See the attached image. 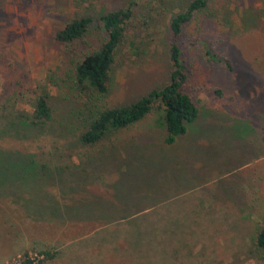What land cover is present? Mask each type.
I'll list each match as a JSON object with an SVG mask.
<instances>
[{
    "label": "rangeland",
    "instance_id": "rangeland-1",
    "mask_svg": "<svg viewBox=\"0 0 264 264\" xmlns=\"http://www.w3.org/2000/svg\"><path fill=\"white\" fill-rule=\"evenodd\" d=\"M130 1L97 103L163 85L174 41L198 114L165 144L156 100L138 122L84 145L83 103L66 72L102 41L96 17ZM190 1L0 0V264L34 254L37 264H264L254 245L264 219V0H206L173 37L169 20ZM85 13L86 36L65 51L53 33ZM41 87L51 119L29 126ZM165 219L183 224L161 242ZM147 224L158 240L127 243Z\"/></svg>",
    "mask_w": 264,
    "mask_h": 264
},
{
    "label": "trees",
    "instance_id": "trees-1",
    "mask_svg": "<svg viewBox=\"0 0 264 264\" xmlns=\"http://www.w3.org/2000/svg\"><path fill=\"white\" fill-rule=\"evenodd\" d=\"M205 3L206 0H191L184 9L170 18L168 29L173 37L180 34L183 25ZM132 5L134 2L130 1L126 7L100 13L95 20L103 32L102 41L98 46H88L81 51L77 56L80 58L72 59L67 69L66 74L71 79L72 88L83 103L79 111L82 131L78 139L84 145H93L107 135L138 122L150 111L156 100L162 106L166 131L163 137L165 144H172L178 136L184 134L186 124L197 117L198 110L191 97L184 91L188 72L181 58V50L174 41L168 48V79L163 85L150 89L129 103L112 107H104L97 103V100L104 97L109 90L110 71L116 51L124 40L125 24L132 15L130 9ZM90 8L91 4L85 7ZM92 21L93 17L88 13L74 17L53 33V39L61 43L65 51L71 52L69 47L83 40ZM48 97L47 90L41 87L34 97L31 113L25 115L27 125L43 126L51 119ZM138 218L140 216L135 215L126 220V224L134 225L132 222ZM182 222L178 219H165L161 224L165 230L159 237L160 241H167L168 235H173V229L181 227ZM149 226L150 224L133 226L136 228L135 231L126 234L127 243L138 245L158 240ZM254 245L264 254V219L256 232ZM39 252L44 254L45 259L53 257V253L48 250Z\"/></svg>",
    "mask_w": 264,
    "mask_h": 264
},
{
    "label": "built area",
    "instance_id": "built-area-1",
    "mask_svg": "<svg viewBox=\"0 0 264 264\" xmlns=\"http://www.w3.org/2000/svg\"><path fill=\"white\" fill-rule=\"evenodd\" d=\"M42 258V255H38V254H34L33 256H26L25 261L27 262V264H37V262ZM24 261V259H18L16 261V264H22V262Z\"/></svg>",
    "mask_w": 264,
    "mask_h": 264
},
{
    "label": "crops",
    "instance_id": "crops-1",
    "mask_svg": "<svg viewBox=\"0 0 264 264\" xmlns=\"http://www.w3.org/2000/svg\"><path fill=\"white\" fill-rule=\"evenodd\" d=\"M25 242H28V239H26V237H25ZM24 244H26V243H24ZM15 252V251H14Z\"/></svg>",
    "mask_w": 264,
    "mask_h": 264
}]
</instances>
